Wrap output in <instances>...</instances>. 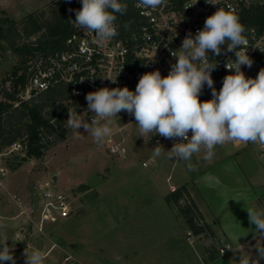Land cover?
Here are the masks:
<instances>
[{"label":"rangeland","instance_id":"rangeland-1","mask_svg":"<svg viewBox=\"0 0 264 264\" xmlns=\"http://www.w3.org/2000/svg\"><path fill=\"white\" fill-rule=\"evenodd\" d=\"M50 1L0 0V21L3 18L19 21L32 11L45 9ZM20 64V59L0 39V80ZM78 114L88 122L84 113ZM124 122H130L124 132L127 141L124 157L111 155L105 142L98 145L83 128L78 130L82 135L66 128L63 141L50 146L41 158H30L16 169L15 164L24 151L10 152L5 148L0 152V238L6 237L9 246L14 248L16 264H24L25 248L29 252L42 251L45 264H64L66 256L84 264H128L146 246L152 245L140 236L143 226L131 228L129 237L125 236V226L129 219L134 222L156 219L157 208L165 206L164 200L158 198L159 188L166 185L168 189L169 175L170 183L175 185L184 179L204 181L208 185L203 188V194L215 203H222L226 198V190L218 185L225 187L237 182L233 143L218 145L210 160L204 158L202 149L190 161L177 159L172 168L160 163L163 154L153 157L154 147L145 141L146 134L140 137L134 116H126ZM252 149L257 162L260 155L255 146ZM150 157L154 162L143 166L142 162ZM260 160L264 163V157ZM45 182L48 187L67 194L72 211L67 218L44 221L40 226ZM81 184H87V189L79 188ZM28 215L39 224L27 219ZM187 229L182 227L183 238ZM191 236L196 240L193 233ZM199 239L214 249L221 244L216 235L203 234Z\"/></svg>","mask_w":264,"mask_h":264},{"label":"clouds","instance_id":"clouds-1","mask_svg":"<svg viewBox=\"0 0 264 264\" xmlns=\"http://www.w3.org/2000/svg\"><path fill=\"white\" fill-rule=\"evenodd\" d=\"M163 2L138 0L136 6L155 10ZM205 2L218 5L217 0ZM81 4L75 12V20H70L77 28L94 34L98 41H108L118 34L116 13L125 14L126 3L121 0H81ZM245 31L234 10L219 7L206 18L202 30L194 37L189 32L181 47L172 52L177 60L167 76L155 70L139 78L135 91L125 86L89 92L86 101L87 110L93 114L91 123L83 115L68 109L64 126L78 135H82L78 130L83 128L91 133L98 145H102L111 135L112 119L126 111L134 116L140 137L154 133L166 139L180 138V142L174 143L167 152L158 143L160 147L153 149L154 158L164 154L169 159L190 161L203 149L204 158L210 160L215 156V148L225 143L264 146V68L255 78L246 77L241 70L242 65L250 68L253 63L247 51L242 50L248 45ZM209 52L215 57L235 53L236 58L225 64L231 74L223 78L219 91L212 78L218 62L208 59ZM205 85L211 89L212 98L201 101L199 97ZM246 210L254 233L264 237V209ZM13 249L6 237L0 238V264L5 261L16 264ZM256 249L255 258H241V264H260L264 259V247ZM24 257V264H45L44 254L39 249L29 252L25 248Z\"/></svg>","mask_w":264,"mask_h":264},{"label":"built area","instance_id":"built-area-1","mask_svg":"<svg viewBox=\"0 0 264 264\" xmlns=\"http://www.w3.org/2000/svg\"><path fill=\"white\" fill-rule=\"evenodd\" d=\"M138 0L134 1V8L138 22L128 34L120 30L115 21L118 34L108 41H98L94 34L85 33L74 24L72 35L66 40L67 48L55 51L47 56H39L29 62L28 77L22 98L29 97L54 84L64 83L70 92L69 101L73 109L84 113L91 123L92 113L87 110L86 95L99 88L128 87L135 91L139 78L147 72L159 70L162 76H167L171 65L176 63L177 57L172 55L178 50L183 39L190 32L194 37L198 30H202L206 18L212 15L219 7L225 10H234L236 15L251 7H260L264 10V0H217L218 5H212L205 0H164L157 9L137 7ZM191 5V6H190ZM248 40L247 54L252 59V66H241L246 77L255 78L264 68V25H252L244 33ZM226 50V45L224 46ZM235 53L227 52L215 57L211 52L208 59L218 62L212 72L214 87L219 91L223 78L231 74L225 68L227 61L234 60ZM234 72V70H233ZM110 78V79H108ZM112 80H116L113 83ZM212 98L211 89L204 86L199 97L201 101ZM119 116L112 119L111 135L105 139L107 151L118 157L126 155L125 130L130 122H124L129 116L121 111ZM104 123V121H101ZM191 132H189V137ZM145 141L152 147L167 148L179 143L180 138L166 139L154 133H148ZM160 145H159V144ZM255 146L260 156H264V146L253 143H236V145ZM21 142H14L8 151H23ZM153 157L142 162L143 166L153 163ZM42 192L40 205V226L44 221H56L59 218L71 216V201L67 194L57 188L48 187V182ZM192 232L188 231V236ZM231 248L229 244L219 248L223 254ZM64 264H81L70 256L64 258Z\"/></svg>","mask_w":264,"mask_h":264},{"label":"trees","instance_id":"trees-1","mask_svg":"<svg viewBox=\"0 0 264 264\" xmlns=\"http://www.w3.org/2000/svg\"><path fill=\"white\" fill-rule=\"evenodd\" d=\"M134 1L121 0L127 4V11L123 15L116 13L124 34L138 22ZM81 7V0H51L45 9L32 11L19 21L9 18L0 21V39L21 63L0 80V152L17 141L24 146L25 154L15 169L30 158H41L50 146L66 138L64 125L72 106L66 84H54L27 98H22L20 93L27 82L30 61L67 48L66 40L74 31L70 20H75V12ZM238 17L246 29L264 25V10L258 6L242 11ZM79 188L87 189V184ZM164 200L193 234L215 236L185 184L167 193Z\"/></svg>","mask_w":264,"mask_h":264},{"label":"crops","instance_id":"crops-1","mask_svg":"<svg viewBox=\"0 0 264 264\" xmlns=\"http://www.w3.org/2000/svg\"><path fill=\"white\" fill-rule=\"evenodd\" d=\"M233 145L236 147L234 154L237 159V178H234L237 182L225 187L218 185V188L226 190V198L222 203H215V200L211 202L208 197L206 198L203 188L208 184L202 180L184 179L182 183L175 185L170 183L169 175L166 178L169 183L168 189L166 185H160L159 188L161 191L158 198L163 201L167 193L185 184L205 220L212 226L215 235L219 238L220 246L215 249L210 247L207 242L199 239L201 235L193 234L196 240L188 236L190 229L177 216L176 210L164 200L165 206L157 208L159 215L155 220L149 218L141 222L128 220L125 226V236L129 237L127 233L135 225H139L138 228L143 226L146 231L144 229L140 236L144 238L145 243L152 245L146 246L141 254L133 261L129 260L128 264H241V258H255L256 248L264 247V237L254 233L252 229L254 226L249 223L246 209H264V163L260 160L264 156H259V160L255 162L252 156L254 146L236 145V143ZM172 147L163 149L167 152ZM162 159L160 163L172 168L177 161V159H169L164 154ZM154 171V169L151 170L152 173ZM89 187L91 189V186ZM139 208L141 209L142 206ZM27 219L36 225L39 224L30 215ZM183 226L188 228L184 238L181 232ZM226 244H229L231 248L220 254L219 248ZM260 264H264V259L260 260Z\"/></svg>","mask_w":264,"mask_h":264}]
</instances>
